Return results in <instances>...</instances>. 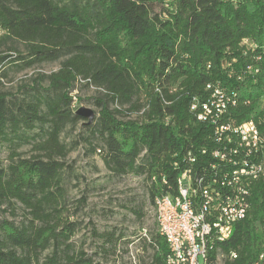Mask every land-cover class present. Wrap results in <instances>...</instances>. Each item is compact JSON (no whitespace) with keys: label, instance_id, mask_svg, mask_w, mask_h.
Here are the masks:
<instances>
[{"label":"trees","instance_id":"16d2710c","mask_svg":"<svg viewBox=\"0 0 264 264\" xmlns=\"http://www.w3.org/2000/svg\"><path fill=\"white\" fill-rule=\"evenodd\" d=\"M0 31L28 47L11 62H61L44 77L46 88L37 81L25 97L0 93V145L29 143L35 152L21 159L13 151L9 165H0V204L18 202L30 216L19 225L0 220V264H98L72 247L77 225L65 218L58 160L68 153L66 124L88 121L68 95L78 79L106 91L94 99L100 116L90 129L103 148L89 140L92 152L115 176L143 177L153 205L177 194L189 153L197 173L214 161V127L191 109L209 99V85L232 90L228 116L254 121L264 136V0H0ZM12 57L0 55V66ZM248 66L259 72H245ZM144 101V112L130 119ZM254 184L247 218L220 244L237 255L227 264H256L263 251L264 178ZM120 238L108 234L106 256ZM138 240L153 250L140 264H166L169 247L158 230L150 242Z\"/></svg>","mask_w":264,"mask_h":264},{"label":"rangeland","instance_id":"374dc122","mask_svg":"<svg viewBox=\"0 0 264 264\" xmlns=\"http://www.w3.org/2000/svg\"><path fill=\"white\" fill-rule=\"evenodd\" d=\"M27 52L26 44L0 31V55H13L0 66V93H8L17 98L25 97L31 92L30 89L37 88V81L40 87L46 88L48 82L44 77L60 69V61L35 64L31 68L22 61L11 62L18 55L27 56ZM105 93V90L88 81L78 79L74 89L68 94L73 100L72 110L75 113L80 109L91 110L94 119L91 126H87L88 121L67 123L61 134V142L68 149L66 156L58 158L65 165V218L77 225L76 234L71 240L76 253L84 252L93 256L98 264H140L150 260L153 250L149 243L139 241L138 237H144L150 242L158 230L154 205L149 200L148 184L143 177L136 175H113L105 167L101 156L93 153V148L89 145L91 140L93 146L103 148L101 140L92 137L90 128L100 116V109L95 106L94 99ZM142 103L140 110L129 113L130 119H137L144 112L146 103ZM126 107L124 109H128ZM36 132L38 129L30 135ZM13 151L21 159L35 155L29 143H22L20 146L17 143L2 144V168L9 165ZM134 211L139 212V215L134 214ZM29 219L30 216L20 203L0 204V220L19 225ZM107 233H115V237H121L116 243L117 251L110 256H106L103 251Z\"/></svg>","mask_w":264,"mask_h":264},{"label":"built area","instance_id":"2783aa9c","mask_svg":"<svg viewBox=\"0 0 264 264\" xmlns=\"http://www.w3.org/2000/svg\"><path fill=\"white\" fill-rule=\"evenodd\" d=\"M246 69L250 74L259 72L252 66ZM208 89L212 91L209 99L203 103L194 100L191 109L198 121L214 127L213 141L217 147L210 152L214 161L203 167L210 169V179L203 185L197 184L191 166L196 158L189 153L184 158L189 166L177 180V194L160 197L163 227L169 233L167 244L173 247L177 264L234 262L236 253L227 255L220 244L230 238L234 225L243 220L253 185L264 178V141L257 124L256 127H249L246 122L237 124L228 116V110L221 109L222 101L235 105L232 90L220 84L209 85ZM218 113H225V120H218ZM226 123H233V131H226ZM201 152L207 154L206 149ZM216 161L237 164V173L215 169ZM175 166L179 168L178 162Z\"/></svg>","mask_w":264,"mask_h":264},{"label":"bare ground","instance_id":"6f19581e","mask_svg":"<svg viewBox=\"0 0 264 264\" xmlns=\"http://www.w3.org/2000/svg\"><path fill=\"white\" fill-rule=\"evenodd\" d=\"M231 103L230 101H222L221 102V109L222 110H228V105ZM218 120H225V113H218ZM246 125H249V127H256V123L254 121H248L246 122ZM233 123H226V131H233ZM261 139L264 141V136L261 134ZM186 165H188V160H183ZM178 167H180V164L178 163ZM183 167V166H182ZM185 167V166H184ZM215 169H219L222 172H227L228 174H235L237 173V164H232V162H223V161H216L215 162ZM200 171V170H199ZM196 179H197V184H204L205 180L210 179V169H203V171H200L199 173L196 172ZM251 196V195H250ZM160 197H165L159 196L155 199L154 203V210H155V216H156V222H157V227H158V233L167 241L169 240V233L165 232V227H163V217H162V207H161V199ZM248 199V209L246 211V215L243 216V220L247 218L251 205H250V197ZM231 235V234H230ZM166 243V244H167ZM169 247V255L166 258V264H177L175 262L174 257V249L173 247ZM264 253V245H263V251L256 262V264H264V257H262ZM236 255V254H235ZM237 258V255H236ZM227 264V263H225Z\"/></svg>","mask_w":264,"mask_h":264},{"label":"water","instance_id":"95a60500","mask_svg":"<svg viewBox=\"0 0 264 264\" xmlns=\"http://www.w3.org/2000/svg\"><path fill=\"white\" fill-rule=\"evenodd\" d=\"M77 114L88 119V124H91L94 119V113L91 110L80 109Z\"/></svg>","mask_w":264,"mask_h":264}]
</instances>
